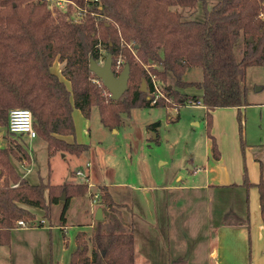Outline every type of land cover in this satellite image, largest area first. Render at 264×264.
<instances>
[{"label":"trees","instance_id":"1","mask_svg":"<svg viewBox=\"0 0 264 264\" xmlns=\"http://www.w3.org/2000/svg\"><path fill=\"white\" fill-rule=\"evenodd\" d=\"M67 1L86 11L81 22H73L66 13L53 14L47 0H0V130L4 133L20 135L9 130V114L27 109L49 156L57 152L79 156L90 146L66 140L75 136L73 109L89 118L96 107L101 124L114 130L122 113L166 107L163 99L151 104L152 74L164 84L172 79L175 86L164 85L163 91L179 105H204L209 135L211 111L216 108H238L242 130L240 109L247 105L243 78L248 67L264 65V0H221L211 8L206 0ZM199 4L204 20L185 19L182 10L194 11ZM107 54L114 65L121 57L130 67L127 90L118 100L94 82L90 71V60L100 62ZM55 62L63 64L60 74L53 71ZM190 68H200L202 79L187 81ZM143 80L146 92L141 90ZM192 87L201 95L181 92ZM159 125L148 128L156 131ZM213 151L216 156L215 143ZM12 158L30 160L27 146L0 147V244L8 242L19 220L35 219L23 205L48 214L63 202L64 221L72 198L89 197L87 182H29ZM258 187L264 218V183ZM98 191L107 216L96 221L89 239L84 232L77 234V248L67 264H135L134 232L119 217L122 206L114 202L106 185H98Z\"/></svg>","mask_w":264,"mask_h":264},{"label":"crops","instance_id":"2","mask_svg":"<svg viewBox=\"0 0 264 264\" xmlns=\"http://www.w3.org/2000/svg\"><path fill=\"white\" fill-rule=\"evenodd\" d=\"M187 12L189 13L188 10ZM191 13L190 18L196 20L197 9L195 14ZM186 106L204 110V115L190 113L193 118L189 124L198 128L204 125L206 129V108L202 104ZM244 109L245 106L240 109L242 115ZM76 112L82 114L79 109L74 108L73 118ZM238 113L239 109L234 107L216 108L211 111L210 135L205 130L204 136V157L200 160V151L194 150V146L192 152L189 148L186 149L188 156L192 154L189 161L190 166L194 168L185 167L187 173L184 177V166L179 167L174 172L173 179L169 177L168 180L158 181L159 184L155 188L159 192L162 206L160 203L158 210L155 198H149L150 200L144 203L143 211L136 213L137 222L132 220L129 225V222L122 220L121 210L128 205L116 202L111 187L106 183L98 184L106 185L114 202L122 206L119 217L124 226L131 227L134 232L135 264H264V218L258 187L261 182L264 183V137L249 141L248 133L243 127L244 120L242 130L240 129ZM169 114L168 122L182 119L180 112L176 115ZM149 125L151 124L146 127L148 135L154 133L156 138L153 140L152 136H147V142L160 144L158 131L161 124L156 131L149 129ZM111 133H119V129L111 130ZM36 139L39 137L33 140ZM40 140L47 146L44 140ZM66 140L73 142L76 138L67 136ZM214 143L216 156L213 151ZM28 150L31 157L30 166L24 165L23 160L17 161L19 173L27 180L34 172L36 162L33 149ZM90 150L91 146L88 151ZM174 156L171 162L177 158L182 162V154ZM158 162L162 166L169 163L166 158ZM37 172L36 183L43 178L44 182L53 184L45 179L40 170ZM71 174L73 178L77 177L76 171ZM91 174V170L86 171L88 181H83L89 184V193L98 191V185L96 191L91 190ZM140 189L145 194L149 186ZM86 198L87 207L82 214V225L87 226L74 227L72 246V240L68 237L72 225L68 223L67 218L60 220L57 226L51 222L53 207H62L63 202L51 207L48 214L44 209L23 205L35 215V224L31 227L17 225L10 231L8 242L0 244V264L69 263L77 248V234L84 232L86 239H89L97 221L96 212L102 208L100 205L94 206L90 198ZM82 199L72 198L67 211L73 202H82ZM106 216V211L102 209L103 219ZM43 217L48 218L46 223H37L36 220ZM138 222H143V225Z\"/></svg>","mask_w":264,"mask_h":264},{"label":"rangeland","instance_id":"3","mask_svg":"<svg viewBox=\"0 0 264 264\" xmlns=\"http://www.w3.org/2000/svg\"><path fill=\"white\" fill-rule=\"evenodd\" d=\"M219 1L221 0H206L207 7L211 8ZM196 9V20L203 21L204 11L202 4H199ZM190 12L195 14L196 10ZM182 13L185 19L194 20L190 18L187 9H184ZM62 68L63 64L55 62L53 71L60 74ZM185 79L187 81L201 80V69L190 68L186 73ZM160 83L162 90L164 85L175 86L171 78L165 84L161 81ZM242 86L247 103L242 115L245 122L243 127L248 133L249 141L251 139L256 141L258 137H264V65L248 67ZM181 92L192 95H201L202 93L201 90L194 87L181 89ZM168 98L170 101L167 102L166 108H134L129 114L122 113V122L116 128L119 129V133H111L110 129L105 128L101 124L96 107L92 109L89 118H85L81 113L76 112L73 118L76 141L91 146L90 151L84 152L79 156L66 152H57L49 156L47 146L40 140L42 138L38 134L37 137L39 139L30 140L25 135L11 136L0 130V147L23 144L28 149H33L36 161L34 165L36 167H33L35 170L29 176V181L34 183L38 181V170H40L46 180L53 184L72 180L75 182L88 181V179L86 180L81 176L73 178L71 172L81 170L86 174V171L91 170L92 174L89 181L91 190L96 191L99 183H106L110 186L115 201L128 205L122 208L121 213L122 220L129 222L128 224L130 225L132 220L138 221L136 213L143 211L146 201L155 198L158 210L160 203L162 206V200L160 202L158 197L159 192L155 188L159 184L158 181L168 180L169 177L173 179L174 172L179 167L184 166V177H186L187 173L185 167L188 169L194 168V166H190L189 161L192 154L189 157L188 153L186 154V149L189 148L192 152V147L194 146V150L200 151V160L204 157L205 126L202 125L198 128L189 124L190 119L193 118L190 113L194 112L204 115V110L184 105L179 106V103L172 96H168ZM174 107L179 108L182 119L181 121L178 119L168 122L169 113V116L177 114L174 112ZM156 122L161 124L158 131L160 144H156L154 141L148 143L146 140L147 136H152L154 140V133L148 135L146 127L148 124ZM176 154H182V162L179 158L171 162V159L175 158L174 155ZM165 158L169 163L167 166H162L158 161ZM12 160L19 167L17 160L15 158H12ZM39 180L45 181L43 178ZM148 186L149 189L146 190L145 194L143 190H139V188ZM86 200L87 198H83L82 202H73L66 214L68 223L72 225L68 232V237L72 240L71 246L74 241V227L83 228L87 226L82 225L84 222L82 214L87 207ZM61 214L62 207H53L51 222L54 226L59 224ZM138 224L143 225V222H138Z\"/></svg>","mask_w":264,"mask_h":264},{"label":"built area","instance_id":"4","mask_svg":"<svg viewBox=\"0 0 264 264\" xmlns=\"http://www.w3.org/2000/svg\"><path fill=\"white\" fill-rule=\"evenodd\" d=\"M47 7L48 9L53 13L56 14L57 12L66 13L68 14V19L72 20L73 22L79 23L83 20V18L86 16V11L78 7L76 4L67 1V0H47ZM105 60V59H104ZM103 60V62H104ZM102 61V60H101ZM100 63H103L101 62ZM125 66L124 60L120 57L117 60V63L113 64V70L118 75L121 73ZM94 82H96L99 85H102V82L99 78L95 76ZM160 80L157 78L156 75H151V85L150 90L151 94L153 95V98L151 99V104L154 105L159 99H163L166 102H169L170 99L165 94V92L162 90L160 85ZM186 105H201V102H197V104H193L191 102H187ZM180 106V105H179ZM174 112L178 114L179 108L174 107ZM9 130L12 133L25 135L30 140H33L37 137V133L33 127V117L32 113L27 109H13L10 111L9 114ZM31 159V157H30ZM31 160H23L24 165L27 167L30 166ZM30 171V169H28ZM77 176H81L84 179L87 180L86 175L78 170L76 171ZM89 197L91 200V203L95 205H99V191L89 193ZM39 224H45L46 219L43 217L41 219L36 220ZM35 224V221H25V220H19L17 222V225L20 227H31Z\"/></svg>","mask_w":264,"mask_h":264},{"label":"water","instance_id":"5","mask_svg":"<svg viewBox=\"0 0 264 264\" xmlns=\"http://www.w3.org/2000/svg\"><path fill=\"white\" fill-rule=\"evenodd\" d=\"M90 71L101 80L103 86L107 89L112 100H118L125 93L128 87L130 78V67L126 64L120 74H116L113 70V58L111 54H107L103 63L97 62L94 59L90 60ZM141 90L147 91V82L142 81ZM154 138L156 135L154 134ZM61 199H65V193L62 194ZM95 219L101 221L102 208L96 212Z\"/></svg>","mask_w":264,"mask_h":264}]
</instances>
